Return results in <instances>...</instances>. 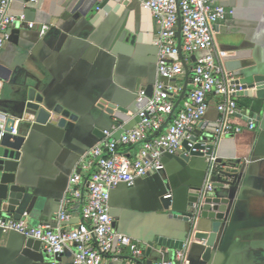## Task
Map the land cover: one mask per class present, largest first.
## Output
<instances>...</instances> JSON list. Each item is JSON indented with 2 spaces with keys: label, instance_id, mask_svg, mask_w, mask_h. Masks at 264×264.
<instances>
[{
  "label": "crops",
  "instance_id": "1",
  "mask_svg": "<svg viewBox=\"0 0 264 264\" xmlns=\"http://www.w3.org/2000/svg\"><path fill=\"white\" fill-rule=\"evenodd\" d=\"M216 3L233 10L214 26L216 49L226 67L252 88L239 97L241 115L234 122L245 125L252 118L256 127L223 138L215 149L219 167L210 177L215 188L208 196L230 202L210 261L204 259L205 241L195 236L212 231L214 220L202 217V210L195 209L197 202L192 203L194 212L188 211L192 191L202 190L207 180L209 163L204 156L166 154L168 184L161 174H151L133 187L121 185L113 191L115 227L136 239L149 261L176 257V245L160 241L166 238L188 241L190 264H264V0ZM12 12H25L37 24L35 29L18 28V40L0 48V73L6 79H0L6 92L3 105L12 108L0 115V127L14 111L15 129L26 136L20 183L38 198L31 214L25 208L9 218L33 226L49 222L55 228H73L81 221L87 196L68 193L70 179L75 172L84 181L89 178L90 172L80 167L82 156L99 143L104 129L138 124L143 104L136 94L143 88L152 93L158 78L159 28L151 10L139 1L14 0ZM44 25L49 29L41 35ZM179 83L192 87L188 77ZM31 90L75 116L64 126L21 118ZM186 98L181 95L177 101ZM210 99L199 133L211 131L219 116L217 98ZM102 100L116 105L113 113ZM137 150L129 152L135 155ZM234 175L237 183H226L234 181ZM168 193L170 200L165 198ZM65 198L70 201L66 207L70 220L60 223ZM72 260L73 248L67 247L62 262ZM0 264H52V258L39 241L0 230ZM108 264L121 263L113 259Z\"/></svg>",
  "mask_w": 264,
  "mask_h": 264
},
{
  "label": "built area",
  "instance_id": "2",
  "mask_svg": "<svg viewBox=\"0 0 264 264\" xmlns=\"http://www.w3.org/2000/svg\"><path fill=\"white\" fill-rule=\"evenodd\" d=\"M14 0H0V48L12 35V29H35L36 22L27 13H13ZM36 2L37 0H30ZM139 1L151 10L158 25V78L153 92L143 88L136 100L143 104L136 126H113L103 130L99 143L89 149L81 161V169L89 171L84 181L75 172L67 192L87 199L82 206L81 221L73 228H55L51 223L30 225L22 219L0 216L3 232L15 231L26 238L38 240L52 258V264H64L67 247L73 248L72 264H147L145 250L133 237L119 231L111 214L112 192L120 185L133 187L139 178L160 173L164 155L201 153L209 163L208 176L201 196L214 190L211 175L218 169L215 152L219 142L243 129H255L250 118L245 125L234 122L241 115L239 97L247 91L239 76L228 69L215 45L214 26L233 13L216 0H126ZM180 27V30H179ZM49 29L42 26L40 34ZM188 77L192 87L179 83ZM186 99L177 101V97ZM211 96L217 98L219 113L212 130L197 133L211 106ZM182 102V104H181ZM179 110L176 112V107ZM123 131L117 136V133ZM13 133H17L14 128ZM201 144V147H198ZM121 147H138L135 155ZM94 169V170H93ZM78 186V187H74ZM165 197H172L168 193ZM68 199L63 200L59 222H67ZM200 204H195L199 209ZM188 241L176 249L174 259H161L149 264H190Z\"/></svg>",
  "mask_w": 264,
  "mask_h": 264
},
{
  "label": "water",
  "instance_id": "3",
  "mask_svg": "<svg viewBox=\"0 0 264 264\" xmlns=\"http://www.w3.org/2000/svg\"><path fill=\"white\" fill-rule=\"evenodd\" d=\"M11 32L12 35L10 41L11 40L17 41L20 30L18 28H14L12 29ZM0 79L6 80L5 77L1 75V73H0ZM240 80L241 82H243L241 78ZM245 86L248 90L243 92L242 95H246L250 93L252 90V88L249 87L248 85L245 84ZM0 90H1L0 92V115H1L2 113L7 114V111H11L12 108L5 107L3 105V101L6 96V92L3 89V83H0ZM101 104L105 106L109 103L105 100H102ZM115 108L116 105L109 104L107 111L113 113ZM13 113L14 111L11 112L10 117L6 121L5 125L3 127H0V212H2L4 216H8V217H12L14 212L18 210H23L25 208L27 214H31L36 206V201L38 198L36 196H33L31 192L28 191L27 187H25L23 184L20 183L19 165L26 151L25 150L26 136L18 133H13L16 120L18 118L16 114ZM74 116L75 115H73L70 110L65 109L61 104L53 105L49 100L46 99L45 95L43 94L37 95L34 90H31L28 94V102L25 105L21 118L29 121H35L37 124H41V125H45L47 124L48 121H50L51 123H56L61 126H64L66 120ZM200 126H202V124ZM122 131L123 129H121L117 133V136ZM199 131L200 130L198 129L197 133H199ZM102 136H103V131H102ZM198 147H201V144H198ZM194 155H202V154L201 153L183 154L184 157H192ZM156 174H161L165 182L168 184V178L167 175L165 174L164 169L162 172ZM219 180L220 182H224L221 181L222 180L221 178ZM237 181H238V176L234 175V181H227L226 183H228L229 185H235ZM214 188H215V183H214ZM192 192L193 195L189 199L190 205L188 206V211L194 212L192 203L197 202L198 204H200V209L202 210V214H201L202 217H207L214 220L212 231H206V232L198 231L195 236L197 239L205 241L207 249L204 254V259L206 261H210L216 248L215 246H216L218 233L222 225V222L226 217L227 207L230 202V199L213 198L211 196H207L206 198H203L200 194L201 193L200 189H197L196 191H192ZM167 199L170 200L172 199V197ZM110 204L112 205V202ZM166 207H169V205H166ZM160 241L172 245L175 244L177 248L181 247L183 244V242L181 243L166 238H161ZM151 262L153 261L147 260V264Z\"/></svg>",
  "mask_w": 264,
  "mask_h": 264
}]
</instances>
